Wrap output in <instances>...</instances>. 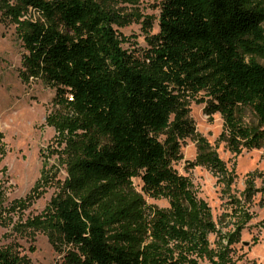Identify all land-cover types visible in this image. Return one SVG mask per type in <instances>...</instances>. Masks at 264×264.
Returning <instances> with one entry per match:
<instances>
[{"label":"trees","instance_id":"1","mask_svg":"<svg viewBox=\"0 0 264 264\" xmlns=\"http://www.w3.org/2000/svg\"><path fill=\"white\" fill-rule=\"evenodd\" d=\"M0 16L16 26L24 73L56 88L46 123L64 146L67 176L42 171L33 191L57 193L25 224L45 231L67 264H235L236 233L218 229L174 162L196 130L188 99L201 93L234 154L264 149V0H163L142 55L123 47L122 15L99 0H0ZM199 151L228 174L206 142ZM34 192L7 209L23 212ZM0 264L31 260L0 246Z\"/></svg>","mask_w":264,"mask_h":264},{"label":"rangeland","instance_id":"2","mask_svg":"<svg viewBox=\"0 0 264 264\" xmlns=\"http://www.w3.org/2000/svg\"><path fill=\"white\" fill-rule=\"evenodd\" d=\"M99 1L122 15V23L116 28L123 47L142 55L149 47L148 37L159 31L163 0H139L134 4L125 0ZM24 51L16 26L0 16V134L5 151L3 156L0 151V246L26 255L31 264H67L45 231L25 224L28 218L41 214L57 193L55 185L33 191L42 171L52 169L61 180L67 172L64 146L58 144L54 127L46 123L53 110L56 88L24 73ZM204 95L188 99L196 130L181 140L182 158L174 162V167L192 181L198 198L209 204L218 229H233L236 233L232 244L234 263L264 264V149H244L234 154L221 139L223 117L205 112V103L200 99ZM205 142L225 162V177L202 160L199 144ZM134 183L140 190L142 181L136 178ZM251 185L254 188L249 190ZM32 192L33 199L23 212L7 209ZM146 199L161 208L170 206L164 197ZM216 240L217 234H211V243Z\"/></svg>","mask_w":264,"mask_h":264}]
</instances>
